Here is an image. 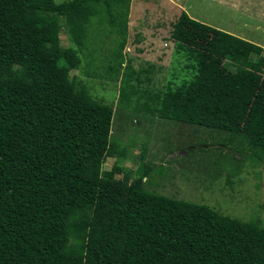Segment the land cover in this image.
<instances>
[{
    "label": "trees",
    "instance_id": "trees-1",
    "mask_svg": "<svg viewBox=\"0 0 264 264\" xmlns=\"http://www.w3.org/2000/svg\"><path fill=\"white\" fill-rule=\"evenodd\" d=\"M130 1L0 0V264H264V226L149 192L142 167L132 179L115 165L99 174L124 150L109 140L111 107L68 75L72 45L91 18L122 25ZM172 27L191 77L149 95L156 113L224 132L240 157L264 164V50L184 11ZM132 74L126 64L124 102Z\"/></svg>",
    "mask_w": 264,
    "mask_h": 264
},
{
    "label": "rangeland",
    "instance_id": "rangeland-1",
    "mask_svg": "<svg viewBox=\"0 0 264 264\" xmlns=\"http://www.w3.org/2000/svg\"><path fill=\"white\" fill-rule=\"evenodd\" d=\"M256 4L262 3L242 1L235 9V1L131 0L127 15L116 18L123 22L120 26L109 23L106 16L89 20L81 44L72 45L79 62L68 75L85 87L90 99L111 107L109 140L124 150L104 158L99 174L115 165V177L126 170L132 179L142 167V186L149 192L205 204L220 214L264 226V164L252 165L240 157L224 132L160 117L158 104L149 98L191 77L170 34L181 11L264 45V17L257 20ZM261 6L264 9V1ZM59 23L58 42L65 48L71 42L62 19ZM126 64L138 71L139 79L130 77L124 102L119 91ZM107 66L116 72L114 78L106 76Z\"/></svg>",
    "mask_w": 264,
    "mask_h": 264
},
{
    "label": "crops",
    "instance_id": "crops-1",
    "mask_svg": "<svg viewBox=\"0 0 264 264\" xmlns=\"http://www.w3.org/2000/svg\"><path fill=\"white\" fill-rule=\"evenodd\" d=\"M215 1H235V6L234 8L235 9H238V6L242 1H261V3L263 4V1L264 0H215ZM258 3V2H257ZM259 4V3H258ZM256 4V9L254 10V13L256 14L255 16H257V20H259L261 17H264V9H261L262 8V4L261 5H258ZM199 22V21H198ZM228 33V32H227ZM230 34V33H229ZM233 35V34H232ZM235 36V35H234ZM239 36V35H238ZM236 36V37H238ZM240 38V37H239ZM256 45L258 44V46L262 47V49L264 50V45L260 44V43H257L255 42ZM253 43V44H255Z\"/></svg>",
    "mask_w": 264,
    "mask_h": 264
}]
</instances>
